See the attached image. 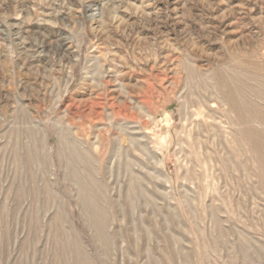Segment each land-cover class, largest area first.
Wrapping results in <instances>:
<instances>
[{
  "label": "rangeland",
  "instance_id": "1",
  "mask_svg": "<svg viewBox=\"0 0 264 264\" xmlns=\"http://www.w3.org/2000/svg\"><path fill=\"white\" fill-rule=\"evenodd\" d=\"M0 264H264V0H0Z\"/></svg>",
  "mask_w": 264,
  "mask_h": 264
}]
</instances>
